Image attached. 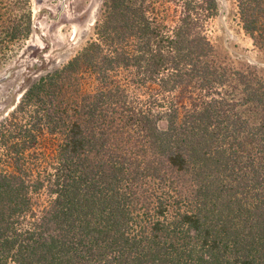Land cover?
I'll list each match as a JSON object with an SVG mask.
<instances>
[{"label":"trees","instance_id":"trees-1","mask_svg":"<svg viewBox=\"0 0 264 264\" xmlns=\"http://www.w3.org/2000/svg\"><path fill=\"white\" fill-rule=\"evenodd\" d=\"M29 1L0 28V62L30 35ZM234 1L264 49V0ZM217 12L104 0L81 50L28 85L0 120V264H264V78L217 58Z\"/></svg>","mask_w":264,"mask_h":264},{"label":"rangeland","instance_id":"rangeland-1","mask_svg":"<svg viewBox=\"0 0 264 264\" xmlns=\"http://www.w3.org/2000/svg\"><path fill=\"white\" fill-rule=\"evenodd\" d=\"M103 1H29L32 14L30 35L20 45L9 43L8 49L4 50L6 59L0 62V120L18 104L29 84L61 68L81 50L93 36L95 22L102 16ZM216 1L218 12L207 23V34L215 55L229 67L250 70L264 78V49L243 30L235 1ZM17 8L16 0H0V28L7 27V30L11 26ZM163 18L168 28L174 24L171 9ZM4 33L5 30L0 31V36ZM77 81V74L66 78L64 86L71 96L77 97ZM86 86L84 88L88 91ZM58 138L60 136L45 137L40 148L46 157L53 155ZM115 139L119 151L133 152L139 148L137 143L128 141L123 135H117Z\"/></svg>","mask_w":264,"mask_h":264}]
</instances>
